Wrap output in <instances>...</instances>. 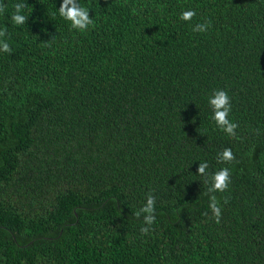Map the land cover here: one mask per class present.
Segmentation results:
<instances>
[{
    "label": "trees",
    "instance_id": "1",
    "mask_svg": "<svg viewBox=\"0 0 264 264\" xmlns=\"http://www.w3.org/2000/svg\"><path fill=\"white\" fill-rule=\"evenodd\" d=\"M61 3L0 0V264H264V0H78L84 31ZM204 161L230 171L219 223Z\"/></svg>",
    "mask_w": 264,
    "mask_h": 264
},
{
    "label": "clouds",
    "instance_id": "2",
    "mask_svg": "<svg viewBox=\"0 0 264 264\" xmlns=\"http://www.w3.org/2000/svg\"><path fill=\"white\" fill-rule=\"evenodd\" d=\"M27 5L25 3H16L13 5L15 11L11 16V21L15 25H23L27 21V17L22 14V10ZM5 10L4 5H0V13ZM59 15L67 21L71 22V27L77 30H87V28L93 24V20L89 15V9L80 6L78 0H62L60 7L58 8ZM196 15L194 10H185L180 14V19L183 21H191ZM209 27L208 23H197L193 31L205 32ZM6 28L0 29V38L6 36ZM0 51L10 53L11 48L7 41L0 39ZM209 106L212 110L211 119L215 122L216 126L224 131L228 136H236V128L239 126L237 123L231 121L228 117L231 112V100L228 93L223 89L215 90L208 100ZM218 162L230 163L235 159L231 148H224L217 154ZM209 165L206 161L199 162L197 174L204 177V183L208 185L206 194L209 196V207L212 211L213 218L216 223L220 222L221 207L215 193L224 192L228 189L230 183V171L227 167L221 168L213 173H208L206 170ZM155 197L148 195L144 206L135 213L139 218L141 213H144L143 220L146 225H152L155 222ZM148 227L141 229L142 233H147Z\"/></svg>",
    "mask_w": 264,
    "mask_h": 264
}]
</instances>
